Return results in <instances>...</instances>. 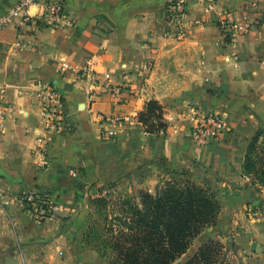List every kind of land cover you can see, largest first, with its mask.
<instances>
[{
  "label": "crops",
  "instance_id": "obj_1",
  "mask_svg": "<svg viewBox=\"0 0 264 264\" xmlns=\"http://www.w3.org/2000/svg\"><path fill=\"white\" fill-rule=\"evenodd\" d=\"M19 1L0 0V21ZM56 1L66 5L71 26H31L22 46L12 22L0 29L6 53L0 94L13 108L0 136V264H111L86 241L95 201L106 199L117 216L123 202L115 205L116 195H156L182 171L216 191L222 215L181 259L209 240L223 242L230 227L245 246L237 254L264 264V229L244 231L243 218L235 215L257 202L242 163L244 140L264 120V27L229 38L218 27L228 13L257 20L260 14L249 6L253 0H214L213 9L207 7L210 0ZM175 1L187 8L183 37L167 21L166 6ZM258 1L256 12L264 9V0ZM41 12L31 8L34 15ZM65 64L89 66L90 75L62 72ZM106 76L121 88L119 101L108 93L95 97L93 79L103 82ZM49 85L68 114L67 129L59 134L45 132L37 98ZM152 100L163 108L166 133L147 134L139 121ZM194 109L225 115L229 130L198 146ZM111 117L122 118L123 126L113 128L106 122ZM109 129L115 138L105 136ZM28 191L51 195L60 207L56 217L40 222L25 211L20 198ZM260 220L251 215L246 221L258 226L264 224Z\"/></svg>",
  "mask_w": 264,
  "mask_h": 264
},
{
  "label": "trees",
  "instance_id": "obj_2",
  "mask_svg": "<svg viewBox=\"0 0 264 264\" xmlns=\"http://www.w3.org/2000/svg\"><path fill=\"white\" fill-rule=\"evenodd\" d=\"M260 24L264 25V14ZM139 121L147 134L168 129L163 108L155 100L147 103ZM243 149L242 176L264 189V120L251 129ZM174 174L156 195L141 192L139 203L124 201L112 225L105 226L106 237L89 227L87 243L111 264H175L206 228L217 223L222 206L216 191L197 184L188 171ZM101 203L107 200L95 201L96 206ZM222 249L220 242L209 240L184 264H218Z\"/></svg>",
  "mask_w": 264,
  "mask_h": 264
},
{
  "label": "built area",
  "instance_id": "obj_3",
  "mask_svg": "<svg viewBox=\"0 0 264 264\" xmlns=\"http://www.w3.org/2000/svg\"><path fill=\"white\" fill-rule=\"evenodd\" d=\"M214 0L208 2V9H213ZM249 6L255 10L259 6L258 0H253ZM32 7H38L42 10L41 14L31 13ZM167 21L171 32L179 37H183L185 32V19L187 8L183 1L171 2L166 6ZM8 22H12L19 34V46H22V37L31 26H42L44 28L60 30L65 25H72L74 19L71 17L66 5L62 1L56 0H20L9 15L0 21V29ZM219 28L223 35L229 38L232 34H247L253 28V22L249 18L238 20L232 13H228L219 20ZM89 66L78 67L65 64L61 71L71 70L78 78H84L90 75ZM109 76L105 81L100 82L94 78L95 97L103 93L110 94L115 100L119 101L122 90L118 86L109 83ZM39 104L42 109V116L45 123V132L47 134H59L67 129V110L59 92L51 85L41 88L37 94ZM13 108L5 103L4 97L0 94V136L6 127L7 114ZM113 128L123 126V119L120 117H111L106 120ZM228 119L225 115L206 113L201 109H194L192 112V136L196 144L205 147L212 142L218 141L225 132L229 130ZM116 131L108 130L106 137L115 138ZM44 143V139H39ZM25 211H27L35 220L45 222L52 220L60 211L59 205L53 200L52 196L40 191H28L20 198Z\"/></svg>",
  "mask_w": 264,
  "mask_h": 264
},
{
  "label": "rangeland",
  "instance_id": "obj_4",
  "mask_svg": "<svg viewBox=\"0 0 264 264\" xmlns=\"http://www.w3.org/2000/svg\"><path fill=\"white\" fill-rule=\"evenodd\" d=\"M258 9H255V10L252 9L253 13L255 12V13L260 14L258 19L253 22V28L254 27L255 28L256 27H264V25L260 24V21L263 18L264 9L262 11L259 10L260 12L259 11L256 12ZM218 27H219V25H218ZM225 38H227V37H225ZM5 55H6L5 49L3 47H0V67L3 65V63L5 61ZM214 114H220V113H214ZM229 120L230 119L228 118V122H229ZM249 187L251 189L250 192L252 193L253 198H257L256 199L257 202H256V204H254V202L251 200L247 204L246 208L237 210L235 215L237 214L238 217H242L243 218V224H240L241 228L244 231H248L249 230L250 232H252L253 231L252 230L253 229L252 226H254V228L257 227L256 229H259V227L264 229V224H259L257 226L256 223L253 225V224H249V222L246 221L252 215V216L256 217L259 220L261 219L260 221L264 222V219H263L264 218V189L259 184L254 185V186L251 185V181H250ZM126 194H127L126 192H121V194H119V196L116 195V199L114 201L115 205L117 203V206H118L120 204V202L122 203V202H124L126 200L131 201L133 203H139L140 202V196L138 194H136V195H133L131 193H128L127 195ZM259 194L262 195V196H260ZM120 195H121V197H120ZM108 206H109L108 202L106 204H104V203L103 204L102 203L98 204L97 206L94 205V208L96 207V209L93 208V211L91 212L92 214H90V216H91V218H90V222H91L90 226H91V228H93L94 231H97L98 235H100V236L102 235L103 237H106V235H107L105 233V231H104L105 226L106 225L111 226L112 223H113L112 219L118 216V215L115 216L114 214H111V210L109 208H107ZM119 210H121V209L119 208ZM109 215H111L112 218H109L108 221H105V219L108 218ZM221 215H222V208H221V213L219 215V218H220ZM218 221H219V219H218ZM224 235L225 236H222L223 237L222 238L223 242H221L219 240H214V241L220 242L223 245V249L221 251L222 254L219 257V263L218 264H252L254 261H257V260H254V261L250 260L249 256L245 257L243 255L240 256L239 254H237V251H238V249L240 247V244L242 243V245H243V242H240V244H239V243H237L235 241L233 236L234 235L236 236L237 233L234 230H232L229 227L225 231ZM99 242H100L99 239H97L96 243H99ZM243 247H245V246L243 245ZM187 258H188V256L184 257L183 259H181L176 264H183L184 261H186ZM110 261H112V260H110Z\"/></svg>",
  "mask_w": 264,
  "mask_h": 264
},
{
  "label": "water",
  "instance_id": "obj_5",
  "mask_svg": "<svg viewBox=\"0 0 264 264\" xmlns=\"http://www.w3.org/2000/svg\"><path fill=\"white\" fill-rule=\"evenodd\" d=\"M232 239V238H231Z\"/></svg>",
  "mask_w": 264,
  "mask_h": 264
}]
</instances>
